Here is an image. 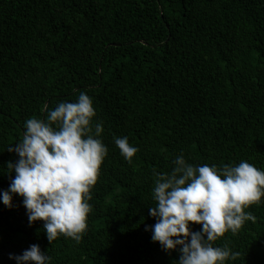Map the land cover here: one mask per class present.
<instances>
[{"label": "trees", "instance_id": "16d2710c", "mask_svg": "<svg viewBox=\"0 0 264 264\" xmlns=\"http://www.w3.org/2000/svg\"><path fill=\"white\" fill-rule=\"evenodd\" d=\"M81 92L108 148L86 233L50 244L14 196L11 209L0 202V264L31 245L50 264H178L179 250L146 231L157 176L181 154L194 167L264 171V0H0V192L26 121ZM122 137L138 148L131 163ZM245 211L255 221L213 243L238 254L225 264H264V198Z\"/></svg>", "mask_w": 264, "mask_h": 264}, {"label": "clouds", "instance_id": "9594fccd", "mask_svg": "<svg viewBox=\"0 0 264 264\" xmlns=\"http://www.w3.org/2000/svg\"><path fill=\"white\" fill-rule=\"evenodd\" d=\"M95 116L92 99L81 92L75 103L61 102L49 111L46 121L28 119L22 141L8 150L19 159L8 165L15 176L8 190L0 192V202L11 209L13 197H21L30 226L43 222L50 244L60 236L79 243L88 228L91 189L108 154L96 138L103 132L102 124L96 123L93 133ZM115 144L131 163L138 148L127 137L116 138ZM173 165L171 173L155 181L156 203L148 211L156 223L146 228L152 241L165 252L178 249V264H225L235 259L237 253L213 243L228 232L235 235L246 221H255L245 209L264 198V171L244 161L222 170L207 164L194 167L183 154ZM193 224L201 225V231H191ZM9 259L15 264H50L51 258L31 245Z\"/></svg>", "mask_w": 264, "mask_h": 264}]
</instances>
